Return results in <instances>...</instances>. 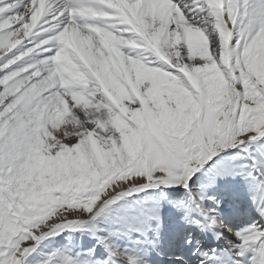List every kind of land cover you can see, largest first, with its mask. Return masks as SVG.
<instances>
[{
  "label": "snow or ice",
  "instance_id": "1",
  "mask_svg": "<svg viewBox=\"0 0 264 264\" xmlns=\"http://www.w3.org/2000/svg\"><path fill=\"white\" fill-rule=\"evenodd\" d=\"M261 140L264 0H0V264H27L43 241L85 225L104 256L58 249L40 264H146L95 222L132 211L129 230L146 236L162 207L120 202L190 192L200 172L211 179L189 205L169 200L187 223L202 226L194 209L222 238L207 192L237 176L253 181L264 220ZM260 220L230 230L232 264H264Z\"/></svg>",
  "mask_w": 264,
  "mask_h": 264
},
{
  "label": "rangeland",
  "instance_id": "2",
  "mask_svg": "<svg viewBox=\"0 0 264 264\" xmlns=\"http://www.w3.org/2000/svg\"><path fill=\"white\" fill-rule=\"evenodd\" d=\"M258 143L264 144V140L259 141ZM253 149L255 150V146H252L250 153L252 154ZM236 151H239L236 150ZM232 152L222 153L224 156L232 155ZM219 160V158H217ZM249 162L250 161H243ZM211 179V174L207 172L197 173L192 181L190 182L191 191L189 192V196L186 195L182 188H170L168 191H175L174 199L163 197L160 191L166 190V188H158V191H154L150 189L144 193H140L137 195H133L131 197L126 198L125 200L120 202L119 207L122 209H137L141 206L145 201H149L150 203H154L158 208L162 207V211L160 215L162 216V224H152V231H150L146 236L137 235L135 232L129 230L128 226L124 229L125 224H136L135 213L132 211L129 212H108L102 215L95 222L100 228L104 229L103 232L99 233L100 236H106L109 240L115 244V246L122 252L126 253L129 256L139 257L146 264H154V260L159 259L161 264H171L175 262V258H173L174 254L180 253L176 252L178 247L185 246L187 240L191 239L192 241H199L204 234V231L200 234L197 230L202 227H197L195 224L187 223L184 219L186 213L184 209L176 210L170 206L169 200L172 201H182L183 204L189 205L193 196L199 194V188L202 185L208 184ZM230 183L227 186L226 183ZM232 184L237 187L238 192H234L232 188ZM229 188L230 190L226 189ZM255 191V185L251 179L246 177L237 176L235 178L227 177L224 179L217 180L215 186L208 189L207 195L215 197L216 201H219L221 206L218 211L223 210L222 206L225 208H229L232 202L238 201L236 196L239 195L243 199H246L248 202L252 201L249 199L253 198ZM228 195H226L225 194ZM155 193L156 195H153ZM237 194V195H236ZM185 195V198H184ZM176 198V199H175ZM225 201H228L225 203ZM206 206L209 208L215 207L211 202H206ZM247 209L246 213H249V218L247 221H242V226H247L254 221H257L256 212L249 211ZM256 217V218H255ZM192 219L200 220V217L197 216V211L193 209L191 213ZM255 218V219H254ZM127 220V221H125ZM260 220V219H259ZM206 221V220H205ZM128 222V223H127ZM260 223L264 225L263 220H260ZM237 226L236 223H225L224 225ZM202 225V222H201ZM191 227H196L197 230L192 231ZM236 229H240V227H235ZM82 229V228H81ZM127 230V231H126ZM113 233H118V235L113 236ZM227 233L226 227L224 229V234ZM158 236V239H157ZM197 236V237H196ZM56 241L54 245L51 246V239L45 240L41 243L39 248L31 254L27 258V264H40L41 261L47 258V254L53 252L55 250H73L75 252H82L93 247L97 248V256L105 255V248L103 245L97 246V239H94L89 231H71L67 230V232H62L60 235L55 236ZM225 238V239H224ZM222 241L225 243V249L229 251V241L233 240V236L229 234L225 236ZM150 241H155V247L152 246ZM56 243V244H55ZM190 245V244H188ZM155 253V257L153 254ZM231 254V252L229 251ZM192 257V258H191ZM162 258V259H161ZM184 264H200V259L197 258L195 260L194 256L185 257ZM199 261V262H198ZM179 264L180 260L176 261ZM156 264V263H155ZM183 264V263H182Z\"/></svg>",
  "mask_w": 264,
  "mask_h": 264
},
{
  "label": "bare ground",
  "instance_id": "3",
  "mask_svg": "<svg viewBox=\"0 0 264 264\" xmlns=\"http://www.w3.org/2000/svg\"><path fill=\"white\" fill-rule=\"evenodd\" d=\"M253 151H255V150L253 149ZM226 184H227V186L230 185V183H228V182ZM231 186H232L234 192H238L237 187L234 184H232ZM169 189L170 188H166V190L160 191V192L162 193L163 197L174 199L175 191L174 190L168 191ZM226 189L230 190L227 187H226ZM154 191H158V188H154L153 192ZM152 194L156 195L155 193H152ZM189 194L190 193L187 192L186 195L189 196ZM225 194H226V192H225ZM184 198H185V195H184ZM236 198L238 201L232 202L231 206L229 208H225V206H222L223 210L218 211L217 219L219 222H222L223 224H225L227 222L228 223L233 222V224L236 223L237 226H234V228H233L232 226H229V224L226 225L227 233L224 234L222 238H218L217 233L219 230L216 229L215 227H213L208 221H205L200 216L199 212H197V216H198V218L200 217V221L202 222V226H201L202 228L197 230L196 227H191V230L192 231L197 230L200 234L204 231V234L201 238H199V241H197V239H196V241L195 240L192 241V243L190 245L187 244L185 246H181V248L178 247L176 252H180V253L173 255V258H175V260H174L175 262H172L171 264H177V262H176V261H178L177 257H181L179 264H182V263L184 264L185 257H189V256H194L195 260H197V258H199L200 259L199 261H202L204 259L205 253L210 254V255L214 254V255L218 256V258H219L218 264H232V260L230 259L231 254L224 247L227 242L224 243L223 242L224 240L222 241V239L225 236H228L229 234H231V236H232V231L239 230V229H236L235 227H240V226H241V228L244 227V226H242V225H244V223L242 224V221H247L249 218V213H246L247 209H250L249 211H251V212H256V215L258 216L257 207H256V205L253 204L252 201L248 202L246 199H243L239 195H237ZM249 200H252V199H249ZM226 202H228V201H225V203ZM259 219H260V217L258 216V218H256V220H259ZM125 221H127V220H125ZM263 222H264V220H263ZM128 224H125L124 229H126ZM83 229L85 231H89L87 225L83 226L82 229H80L79 231L81 232V231H83ZM230 230H232V231H230ZM66 232H67V230H66ZM75 233H76V231H75ZM55 241H56L55 237L51 238V241H50L51 246L54 245ZM153 256L155 257V253L153 254ZM159 262H160V260L156 258V260H154L153 263L154 264L155 263L161 264ZM241 264H246V261H241Z\"/></svg>",
  "mask_w": 264,
  "mask_h": 264
}]
</instances>
